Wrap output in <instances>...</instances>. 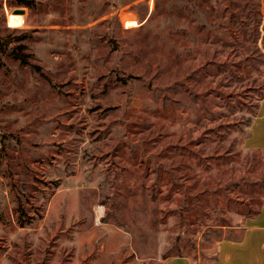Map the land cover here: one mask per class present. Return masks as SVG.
I'll return each instance as SVG.
<instances>
[{
  "label": "rangeland",
  "instance_id": "rangeland-1",
  "mask_svg": "<svg viewBox=\"0 0 264 264\" xmlns=\"http://www.w3.org/2000/svg\"><path fill=\"white\" fill-rule=\"evenodd\" d=\"M27 1L0 0V264H215L264 201V54L216 68L251 6L264 53V0Z\"/></svg>",
  "mask_w": 264,
  "mask_h": 264
},
{
  "label": "crops",
  "instance_id": "crops-1",
  "mask_svg": "<svg viewBox=\"0 0 264 264\" xmlns=\"http://www.w3.org/2000/svg\"><path fill=\"white\" fill-rule=\"evenodd\" d=\"M244 147L264 151V98L258 102L257 111L245 136ZM241 233L218 242L215 264H264V201L259 212L243 219ZM236 230V228H234ZM165 264H197L185 255L166 258Z\"/></svg>",
  "mask_w": 264,
  "mask_h": 264
},
{
  "label": "trees",
  "instance_id": "trees-1",
  "mask_svg": "<svg viewBox=\"0 0 264 264\" xmlns=\"http://www.w3.org/2000/svg\"><path fill=\"white\" fill-rule=\"evenodd\" d=\"M23 1H24V5L26 6H29L32 2V1L29 2L27 0H23ZM233 2H235V0H229L228 2L229 6H231ZM250 8H252L253 11L250 15H248V20H249L248 23H244V21H242L241 23L243 25H252L251 29L250 28L243 29L239 31L237 35H234L232 37L233 40L231 46L234 48L236 56L239 57V61L235 63L234 66L231 67L229 66L225 67L224 65H216L218 71L225 70L226 72H229L234 68L235 71H232V73L234 75H237L238 71H243V69H247L250 67L252 68L256 67L258 63V58L264 54L259 44L257 43L258 36L261 34V31L259 27L256 29V26H259L263 14L261 10L256 6H251ZM3 39L4 38L0 36V46H2V44L4 43ZM226 45L229 46V43ZM226 45L223 44L222 50H225V48H227ZM15 56L18 59H20L22 63L29 64L28 58L26 57V54H24L22 50L15 51ZM207 66L208 65L204 64L203 67H207ZM227 68L230 69L228 70ZM255 114L253 115V117L255 116ZM253 117L251 118L250 123ZM261 205L262 204H260V207ZM260 207L256 209L253 214L247 216H254L255 214H257L259 212ZM17 211H18V222L21 225L25 224L24 221H22V216H23L22 213L24 212L23 209L20 206H18ZM215 260H216V255H215Z\"/></svg>",
  "mask_w": 264,
  "mask_h": 264
},
{
  "label": "bare ground",
  "instance_id": "bare-ground-1",
  "mask_svg": "<svg viewBox=\"0 0 264 264\" xmlns=\"http://www.w3.org/2000/svg\"><path fill=\"white\" fill-rule=\"evenodd\" d=\"M125 24H126L127 27L135 26V25H137V21L131 19L129 21H126Z\"/></svg>",
  "mask_w": 264,
  "mask_h": 264
},
{
  "label": "water",
  "instance_id": "water-1",
  "mask_svg": "<svg viewBox=\"0 0 264 264\" xmlns=\"http://www.w3.org/2000/svg\"><path fill=\"white\" fill-rule=\"evenodd\" d=\"M24 12V9L22 8H16L13 13H23Z\"/></svg>",
  "mask_w": 264,
  "mask_h": 264
}]
</instances>
